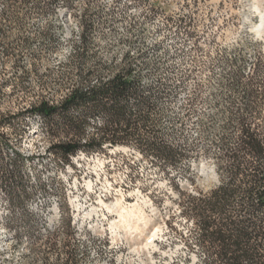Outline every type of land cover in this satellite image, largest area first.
<instances>
[{
	"label": "rangeland",
	"instance_id": "374dc122",
	"mask_svg": "<svg viewBox=\"0 0 264 264\" xmlns=\"http://www.w3.org/2000/svg\"><path fill=\"white\" fill-rule=\"evenodd\" d=\"M93 6L101 11L96 22L105 37L100 40L107 45L105 52H124L117 41L130 38L159 57L160 70L153 78H169L174 89V97L160 103L162 136L213 152L221 56L226 48L251 37L260 42L264 58V0H100ZM4 7L0 0V14ZM22 12L18 24L0 20V32L5 34L0 36V120L15 115L0 128V156L9 169L16 168L14 180L27 187L24 210L33 217L25 220L24 213L14 209L10 192L0 187V264H30L28 230L35 234L56 230L62 241L69 220L67 250L75 264H202L192 220L181 213L179 199L181 194L206 192L217 183L210 157L170 167L117 146L94 154L79 152L67 164L60 162L46 150L40 120L17 114L38 95L54 93L62 64L78 43L80 23L76 13L65 8L51 19L31 8ZM47 30L53 43L39 36ZM8 46L15 51L5 56L2 50ZM253 55V48H246L245 56ZM195 91L198 102L188 112L187 101ZM100 201L105 205L121 201L127 208L139 204L160 227L158 242L152 240L153 248L134 253L133 241L140 243L150 236L148 231L132 242L125 239L123 229L112 234L108 228L118 220L117 213Z\"/></svg>",
	"mask_w": 264,
	"mask_h": 264
},
{
	"label": "trees",
	"instance_id": "16d2710c",
	"mask_svg": "<svg viewBox=\"0 0 264 264\" xmlns=\"http://www.w3.org/2000/svg\"><path fill=\"white\" fill-rule=\"evenodd\" d=\"M99 1L3 0L2 21L18 24L26 8L51 19L65 8L76 13L80 23L78 43L62 64L54 93L38 95L17 116L40 120L41 133L48 142L46 150L63 164L79 152L94 154L117 146L135 149L144 158L170 167L210 157L217 183L206 192L181 194L179 199L181 213L192 220L201 263L264 264V58L260 42L249 37L226 48L221 56L218 125L210 152L197 143H179L162 136L159 128L164 111L160 103L174 97L170 80L153 78L160 70L159 57L130 38L117 41L124 52L104 51L107 45L100 40L105 37L96 22L101 11L93 6ZM108 29L112 32L113 26L109 24ZM39 36L54 42L48 30ZM248 47L254 50L252 57L245 56ZM22 49L26 50V45ZM14 51L8 46L2 54L10 56ZM196 91L187 101L188 112L198 102ZM6 121L0 120V128ZM3 159L0 156V187L10 192L14 209L28 220L33 215L24 210L27 187L14 180L16 168L9 169ZM70 223L65 224L62 241L56 230L45 234L28 230L30 264H75L73 253L67 250Z\"/></svg>",
	"mask_w": 264,
	"mask_h": 264
},
{
	"label": "bare ground",
	"instance_id": "6f19581e",
	"mask_svg": "<svg viewBox=\"0 0 264 264\" xmlns=\"http://www.w3.org/2000/svg\"><path fill=\"white\" fill-rule=\"evenodd\" d=\"M120 151H126V147H120L118 149ZM89 188V186H88ZM102 205H105L103 202L100 201ZM106 209L111 212H116L118 216L117 221H112L109 225V231L114 234L116 233L117 229H123L125 231V239L127 241L135 240L134 238H137V234L141 235L144 231H148L147 238L144 237L140 243H135L133 241V244H141V246H134L133 252L139 254L140 250L143 248H148L152 245V240H156L158 237V234H160L161 229L160 227H155V224H152V221L150 218L145 216L142 207L139 204L134 205L131 208H127L122 205L121 201H116L113 205H105ZM96 213L95 210L91 211V214ZM135 233V234H134ZM134 234V235H133ZM133 235V236H132ZM137 236V237H136ZM140 237H138L136 240H138Z\"/></svg>",
	"mask_w": 264,
	"mask_h": 264
},
{
	"label": "water",
	"instance_id": "95a60500",
	"mask_svg": "<svg viewBox=\"0 0 264 264\" xmlns=\"http://www.w3.org/2000/svg\"><path fill=\"white\" fill-rule=\"evenodd\" d=\"M120 148V147H119Z\"/></svg>",
	"mask_w": 264,
	"mask_h": 264
}]
</instances>
